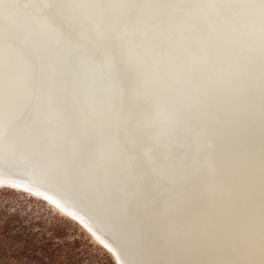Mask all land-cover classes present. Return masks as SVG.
<instances>
[{"label": "bare ground", "instance_id": "6f19581e", "mask_svg": "<svg viewBox=\"0 0 264 264\" xmlns=\"http://www.w3.org/2000/svg\"><path fill=\"white\" fill-rule=\"evenodd\" d=\"M0 161L116 264H264V0H0Z\"/></svg>", "mask_w": 264, "mask_h": 264}, {"label": "rangeland", "instance_id": "374dc122", "mask_svg": "<svg viewBox=\"0 0 264 264\" xmlns=\"http://www.w3.org/2000/svg\"><path fill=\"white\" fill-rule=\"evenodd\" d=\"M90 233L48 201L24 189L0 186V264H60L66 256L63 243L73 236L116 264L100 244H106L103 239Z\"/></svg>", "mask_w": 264, "mask_h": 264}, {"label": "trees", "instance_id": "16d2710c", "mask_svg": "<svg viewBox=\"0 0 264 264\" xmlns=\"http://www.w3.org/2000/svg\"><path fill=\"white\" fill-rule=\"evenodd\" d=\"M53 230L57 233L59 232L57 227L53 228ZM63 246L65 247L66 256L60 264H111L108 259L99 256L95 250L81 244L75 236L70 240L67 239Z\"/></svg>", "mask_w": 264, "mask_h": 264}, {"label": "water", "instance_id": "95a60500", "mask_svg": "<svg viewBox=\"0 0 264 264\" xmlns=\"http://www.w3.org/2000/svg\"><path fill=\"white\" fill-rule=\"evenodd\" d=\"M5 164H6V162H1V161H0V169H1V170H6V171L10 170V168H8ZM1 181H3V180H1ZM85 219H86V221L89 222L90 225L92 226V224L94 223L93 220H92L91 218H89L88 216H87ZM92 228H93V227H92ZM107 236H108L109 238H112V236H111L110 234H108V233H107ZM110 244H112V245L115 247V249H116L117 251L119 250V248H118L117 246H115V245L113 244V242L110 241ZM119 256H120V258H121V260H122V262H123L124 264H128L127 258H126L124 255L122 256V255L119 253Z\"/></svg>", "mask_w": 264, "mask_h": 264}]
</instances>
